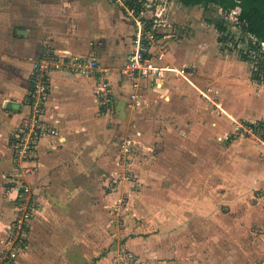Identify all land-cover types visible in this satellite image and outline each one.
I'll return each instance as SVG.
<instances>
[{"label":"crops","instance_id":"crops-1","mask_svg":"<svg viewBox=\"0 0 264 264\" xmlns=\"http://www.w3.org/2000/svg\"><path fill=\"white\" fill-rule=\"evenodd\" d=\"M117 2L71 0L66 7L58 9V5L47 4L44 0H31L35 13L16 29L19 48L12 51L7 44L0 54V167L19 164L13 143L16 132L31 112V72L44 50L54 51L65 59L73 55L95 58L100 63V68L88 74L74 73L66 68L51 72L44 119L57 129V133L41 136L34 153L20 161L22 166L28 164L26 178L37 186L38 207L33 227L43 233L53 229L47 239L41 240L43 246L33 255L43 258L46 252L48 257H56L57 263L64 258L81 257V248H75L81 242V225L88 226L93 216H100L109 206L102 205L103 197L107 201L109 192L105 190L107 194L103 195L99 189L102 182L91 179L103 178L102 165L113 158L100 156L96 161L99 168L81 170V144L94 143L101 150L109 149L112 153L123 138L138 144L145 142L148 146L158 142L161 151L156 157L150 156L163 164L159 171L163 172L166 160L177 164L195 160L200 166L204 165L205 171L191 167L190 174L186 169L164 174L194 177L186 201L192 213L189 223L193 228L211 221L212 224L222 222L229 212L217 206L236 197L232 195L241 192L245 195V190L255 192L264 188V143L256 144L232 133L238 119L264 120V91L257 93L254 87L248 86L250 73L246 62L222 53L217 41L206 42L202 47L187 43L170 48L168 60L177 72L167 70V75L160 79H126L120 68L132 49L135 25ZM183 64H186L184 71L179 69ZM197 67L200 75L194 74ZM104 80L109 83L107 94L101 89ZM207 85L219 90L222 104L214 110L209 108L205 96L212 95L211 92L202 93ZM208 98L209 101L213 99ZM137 101H141V105H137ZM135 120L146 131L145 137L137 136L138 130L134 132L132 122ZM187 155L191 158L187 159ZM30 164L37 169L32 170ZM222 168L230 180L237 179L235 185L234 181L228 185V181L217 179L216 173ZM13 189L17 192V188ZM215 190L221 193H214ZM71 193L81 204L69 203L67 196ZM217 194L221 195L218 199ZM62 197L67 202L58 201ZM177 208L183 209L182 206ZM102 217L95 222L98 228L102 219L104 224L109 222ZM208 229L206 240L210 241L209 236L211 240H218V234L209 233ZM151 236L148 239L131 237L125 243L145 261L150 256L148 264H167V258L181 257L176 246L170 251L165 249L167 242L173 244L169 242L170 237L164 239V236L160 237L165 241L158 239L161 244L157 246V258L151 257L155 249L149 243L157 239ZM176 236L174 234V238ZM92 252L94 257L98 255L95 248ZM31 260L30 264H36V260Z\"/></svg>","mask_w":264,"mask_h":264},{"label":"rangeland","instance_id":"rangeland-1","mask_svg":"<svg viewBox=\"0 0 264 264\" xmlns=\"http://www.w3.org/2000/svg\"><path fill=\"white\" fill-rule=\"evenodd\" d=\"M70 1L44 0L47 4L58 5L56 7L58 9L66 7V3ZM115 1L123 4V0H121L122 3L120 0ZM144 3L146 5V8L144 7L146 9L145 17L152 18L156 13H162V16H155L161 25L158 27L159 35L165 36L166 45L164 49L165 56L157 61L158 64L169 66L170 69L168 70L177 72L168 60L170 48L176 47V45L183 46L187 43H194L202 47L206 42L215 43L217 41L219 50L222 53L225 52L231 59L235 58L246 62L248 73H250L248 86L254 87L255 89H253L257 93L264 91V85L255 82L250 77L253 70L252 63L240 56L238 48L232 46L226 48L220 43L217 21L222 17V14L220 12L221 9L219 10L216 5L210 4L207 7L200 5L187 6L180 0H144ZM34 8L31 6V0H0V54L7 44L10 45L12 51H17L19 46L16 41V38L18 39L16 29L22 27L26 20L32 17L35 13ZM180 13L181 17H179ZM129 17L134 22L133 17ZM155 51L158 53L160 48L156 47ZM185 65L183 64L179 69L184 71ZM198 68L194 74L200 73ZM167 73L168 71L166 70L165 75ZM179 75L182 74L179 73ZM155 78L160 79V76ZM212 86L214 85L203 87L202 93L211 92L213 96L210 94L204 95L208 99V103H210L209 108L214 110V108L220 107L222 103L218 88H212ZM134 96L135 94H133ZM209 96L213 98L210 101ZM136 99L140 100L139 98ZM138 105H141V101H139ZM251 119H238L234 123L233 135L251 139L256 144L264 143L262 139L240 134L241 130L237 128V123L241 122L244 124L245 121ZM132 126L134 132L138 130L137 136L142 135L145 137L147 135L146 131L142 129V126L136 120L132 122ZM233 135L232 137H234ZM81 140L83 141L82 136ZM157 143L155 142L148 146L145 142L138 144L135 141L123 138L112 153L109 152V149L103 148V146V150H101L100 147L94 146V143L81 144V170L85 168L91 171V169L99 168L96 166V161H99L98 158L100 156L101 158L105 156L113 158L108 160L110 163L102 165V173H105V176H102L103 178L91 179L92 182L98 180L102 182L99 189L103 191V195L107 194L104 193L105 190L111 195V197L110 195L109 197L106 196L107 201L103 197L104 202L102 201V205L108 204L109 206L100 213V216L103 215L109 222L104 224L102 219V224L100 223L98 228L95 222L98 221L100 216L95 215L88 226L81 225V242L79 241V244L75 245V248H81V257L64 258L60 263L99 264L103 260L102 264L110 262L111 264H148L147 261L150 256H147V261H145L142 255L128 248L125 242L131 237L142 239L141 236H144L143 238L148 239L153 235L157 239H152V242L149 243V246H153L152 249H155L153 250L154 255L151 257L157 258V246L161 244L159 242L169 239V237L171 238L169 242L173 245H169L167 242L165 249L170 251L176 246V249L181 253V257L167 258V264H264V188L255 192L245 190V195L242 192L232 195L236 197L231 198L226 204L217 206L218 209L229 212V215L225 216L222 222L220 220L212 224L211 221L208 225L203 224L193 228L189 223L192 213L186 201L189 199V191L192 189L191 183L194 177H188L186 174L177 177H167L164 174L170 171L172 173L176 172V170L182 171L183 169H186L187 174H190L191 167L193 170L200 169V171H205V167L204 165L200 166L195 160L179 161L180 163L178 164L177 162L174 163L173 160H166L164 161L166 164L163 172H161L159 167L163 166V164L155 160V157L161 151ZM184 149H187L186 152H190L188 147H184ZM102 151L103 153H101ZM31 153H34V150ZM150 154L155 157L150 156ZM263 157L264 150L262 152ZM188 158L191 157L187 155ZM17 161L19 163L18 169V165H15V163L8 167H0L1 264H30V259L36 260V264H60L57 263L56 257H48L46 252L43 258H39V255H33L39 250V247L43 246L41 240L47 239L48 234L53 229L48 228L49 231L43 233L39 229L34 228L32 224L34 216L27 221L28 223L21 232V237L24 238H19L18 231L14 228L16 219L21 211L18 190L16 192V189L14 190L13 188L29 184L32 187L36 201H38L37 186L26 178L27 174H29L26 172L28 164L22 166L21 162ZM31 165L29 167L32 170L37 169V167ZM221 170L216 173L217 179L228 181V185H231L232 181H234V185L237 183V179L233 178L230 180L227 175H224L223 168ZM202 191L205 192L204 189ZM214 193L221 192L215 190ZM67 197H69L68 201H71L69 203L77 202L81 204V201L77 200L74 194L71 193ZM220 197L221 195L217 194V199ZM62 199L58 201H61L62 204L67 202L64 201L65 197H62ZM174 205H176V208H174ZM177 206H182L183 209L177 208ZM65 213L67 214V211ZM182 221L185 224L181 225ZM207 228H209V233L218 234V240H211L210 236L208 237L210 241L206 240ZM174 234H177L175 238ZM84 236L86 237L85 240H87L86 243L84 242ZM160 236H164V239ZM39 237L40 239H38ZM51 237H54V235L52 234ZM17 238L25 240L23 247H19ZM59 238L63 240L62 237ZM12 240L13 243L10 244ZM211 245H213L212 248ZM92 248L98 251V255L95 257ZM165 252L167 253V251ZM97 258L99 259L97 260Z\"/></svg>","mask_w":264,"mask_h":264},{"label":"built area","instance_id":"built-area-1","mask_svg":"<svg viewBox=\"0 0 264 264\" xmlns=\"http://www.w3.org/2000/svg\"><path fill=\"white\" fill-rule=\"evenodd\" d=\"M144 7L146 8V5ZM219 10L226 21L225 27L219 31L220 43L226 48L230 46L238 48L240 56L246 58L253 65L252 79L264 85V41L259 40L255 34L244 29L237 12L224 10L222 7H219ZM145 11L146 9H143L142 12H137L135 9L127 8L128 15L132 16L135 22V33L132 49L127 55L126 62L120 68V73L124 78L133 81L155 78L157 76L162 78L165 76V71L170 69L169 66L157 63L158 60L165 56L164 49L166 47L165 36L159 35L158 27L161 26L160 22L155 17L157 15L162 16V13H156L152 18H147L144 16ZM156 47L160 48L158 53L155 51ZM97 67L100 68V63L95 58L72 55L65 59L48 49L44 50L41 57L35 60L31 72V112L16 132L13 143V148L19 161H25L31 156V151L34 150L41 136L57 133V129L44 119V108L47 104L51 84V72L56 69L66 68L74 73L88 74ZM101 89L107 94L109 83L106 80H104ZM137 102L138 105L139 101ZM261 123L259 119H251L245 121L244 124L241 122L237 123V128L241 130L240 134L242 135H249L264 140V123ZM17 190L21 212L16 219L14 228L18 231L20 238L21 232L28 223L27 221L35 215L38 203L29 184L17 186ZM16 240L19 239L17 238ZM12 243L13 240L10 244ZM18 244L19 247H23L25 240H19Z\"/></svg>","mask_w":264,"mask_h":264},{"label":"trees","instance_id":"trees-1","mask_svg":"<svg viewBox=\"0 0 264 264\" xmlns=\"http://www.w3.org/2000/svg\"><path fill=\"white\" fill-rule=\"evenodd\" d=\"M144 0H123L120 4L125 12L127 8L135 9L142 12L144 9ZM187 6H204L210 4L222 7L224 10L237 12L240 21L243 23L244 29L255 34L259 40L264 41V0H180ZM218 30L225 27L224 17L218 19ZM264 123V120H261ZM261 123V124H262Z\"/></svg>","mask_w":264,"mask_h":264}]
</instances>
